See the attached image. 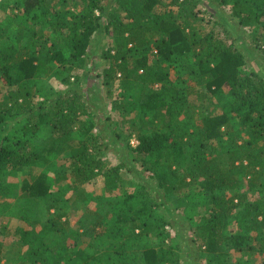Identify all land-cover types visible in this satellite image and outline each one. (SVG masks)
Instances as JSON below:
<instances>
[{
	"label": "trees",
	"instance_id": "16d2710c",
	"mask_svg": "<svg viewBox=\"0 0 264 264\" xmlns=\"http://www.w3.org/2000/svg\"><path fill=\"white\" fill-rule=\"evenodd\" d=\"M10 14L7 25L24 20L0 49V214H17L5 200L15 191L8 177L24 174L22 201L40 209L28 222L31 237L18 230L28 264H99L103 254L107 264L138 256L144 264H230V250L264 264V202L245 203L236 191L246 179L264 192V0H14ZM104 34L120 46L102 50L103 84L120 73L127 85L139 71L148 84L123 107L132 109L125 142L112 127L110 143L86 129L87 105L69 80L43 96V69L83 68ZM224 97L230 106L218 111ZM109 146L115 165L103 159ZM97 176L110 205L97 219L101 255L93 243L79 248L50 217L70 201L89 203L82 187ZM194 193L207 198L204 211L172 206L171 197ZM55 232L62 242L48 244Z\"/></svg>",
	"mask_w": 264,
	"mask_h": 264
},
{
	"label": "rangeland",
	"instance_id": "374dc122",
	"mask_svg": "<svg viewBox=\"0 0 264 264\" xmlns=\"http://www.w3.org/2000/svg\"><path fill=\"white\" fill-rule=\"evenodd\" d=\"M13 3L14 0H0V49L5 45L12 43L11 40L6 37L13 36L16 33L15 29L18 28L17 22L24 20L22 17H19L20 19L16 20L15 23L12 22L10 25H7V23L11 21L8 16L10 15L12 18L13 15L10 14L12 12ZM199 15L205 19L208 17L206 13H201ZM205 28L208 29L209 27L205 26ZM251 29H255V27ZM241 32H243L244 38L246 37L247 40L252 36L249 28L244 29L243 31L241 30ZM140 35L141 34L137 35L138 39L140 38ZM114 40L113 36L104 34V38L100 43L91 45L90 54L92 55V61L86 63L87 65L83 68H77V62L66 64L65 69H63L60 64L51 63L48 67L46 66V70L43 69L44 73L42 74L43 77L46 73L43 77V96H49L55 91L62 90L65 86L66 80L71 82L72 85H70L72 87H76L81 91V101L87 105L88 109V116L82 117L81 121L86 125V129H90L92 132L97 133L98 131H102L104 141L108 140L109 143L111 138L109 127H112V129L121 134V137L119 138L120 140L125 142V139L129 138L130 127L123 122L127 119L123 117L131 113L132 109L129 108L127 110L123 107L125 106L126 100L129 98H131L132 101H136L141 91L147 89L148 86V84L141 82V79L138 78L139 75H142L141 71H139L138 74L134 73L135 76L129 79L127 85L124 83L123 76L120 73H118L109 84H103L104 76L102 70L108 66V62L101 58V53L102 50H113L112 47L115 49L119 47L120 45H115ZM134 43L136 42L128 44L127 48ZM50 45L51 44L48 43L49 48L51 47ZM112 53H114V51H112ZM129 61L133 64L134 60H132V56ZM257 62L261 65V70L264 71V63L260 60ZM248 67L249 69H256V66H253L251 61L248 63ZM74 75L78 77L77 80H75ZM4 91L5 89H2L0 93V103L3 100ZM129 94L131 97H129ZM215 104L218 111L225 110L230 106V102L226 97L222 99L221 103H216L215 101ZM134 137V135L130 137L132 145H135L136 143ZM73 138H75V136ZM36 145L38 147L39 142H37ZM109 150L113 151L115 150V147L109 146L108 150H105L106 152L103 159L110 165H115L117 163L116 158L113 157L112 152ZM57 163L58 165L63 164L66 166L68 164L64 162V160L57 161ZM23 177L24 174H12L8 177V183L15 187V191L12 190L5 200L7 203H10L11 208L17 209L18 212L13 218L9 216L11 211L4 213L3 215L0 214V264H28L27 246L22 244L21 233H19L18 230H25V237L27 239L31 237L32 233H30L28 222L33 221L31 219L32 217L38 218L40 209L37 210L38 206L36 207V205H34L35 201H27L26 199V205L22 201L23 198L21 197L19 187L23 182ZM123 179L126 185H131L132 179L129 175H124ZM71 183L72 178L69 177L67 179V184ZM60 187L61 186L53 185L52 190H57ZM62 188H65V186H62L59 190ZM82 188L85 193L93 194V198L89 203L85 204V202H81L80 200L70 201L68 204L60 207L56 212L51 210L50 217L53 218L55 225L58 228H62L70 233V239L78 240L79 248H84L87 244L93 243L98 246V248H96L98 254L101 255L102 252L106 254V249L98 243L96 237L100 230L97 226V219L103 217L110 207L108 202L109 199L104 197L102 177L97 176L91 183L86 184ZM236 191L244 196L245 203L256 204L264 202V192L260 188H255L253 190L249 189V183L246 179L241 181V184ZM66 195V197L70 196V194ZM206 200L207 198L200 193H194L190 197L180 200H177L174 197L170 198L171 204L175 208L182 209L183 207L196 205L197 208L200 207L201 211H204L205 209L204 206L206 205ZM181 209L177 210L180 214ZM41 229L42 222L34 227V234ZM234 230L235 222L230 221L228 232L231 233ZM73 231L78 234H74ZM60 234V232L48 234L45 237V241L48 244H58L59 242H62L63 239L62 236H59ZM70 239L67 240V244L72 246ZM228 254L230 264H262L261 258L257 256L256 258L246 257L233 252L232 250H230ZM103 255L99 258V261H101L99 264H107ZM203 259L204 258H202V260ZM135 264H144L141 256L137 257Z\"/></svg>",
	"mask_w": 264,
	"mask_h": 264
}]
</instances>
